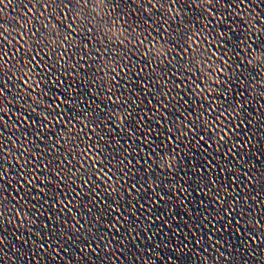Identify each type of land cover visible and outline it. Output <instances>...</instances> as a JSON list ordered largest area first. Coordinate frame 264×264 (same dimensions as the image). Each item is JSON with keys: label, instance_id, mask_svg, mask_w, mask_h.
Returning <instances> with one entry per match:
<instances>
[{"label": "snow or ice", "instance_id": "obj_1", "mask_svg": "<svg viewBox=\"0 0 264 264\" xmlns=\"http://www.w3.org/2000/svg\"><path fill=\"white\" fill-rule=\"evenodd\" d=\"M105 2L111 5L112 10L109 15L112 16L113 22H115L118 17L130 18L131 22H129V19L124 20L125 25H127L124 28V32L128 33V36H122L123 39L119 44L121 49L124 43L128 42L129 37L141 27V23L144 25V31L137 40L138 44L143 45L145 41H148L151 46L149 49L155 47L157 43L161 46L170 44L180 52H189L190 49L193 48L188 41H193L196 35L205 32V30L209 28L212 30H215L218 26L221 29L223 28L224 30L220 31L219 36L213 37V39L220 43L221 48V54L216 61L217 67L214 69L217 75L213 77L212 70L206 72H200L199 69L196 70V72L204 76L203 81L197 80L195 82V86L199 90V93L203 94L202 99L198 102V106L196 108L191 107V102L178 93L177 95L180 96V99L177 101L175 107L179 111L172 113L166 112L165 115L161 117V120L158 121V123H161L166 120L169 115L174 116L171 127L167 129L165 140L159 144L156 143V140H153L152 143L149 144V135L153 130L150 124L147 128L149 135L143 133V136H138L135 140H133L132 137L136 136V134L140 132L141 127L148 122L149 114L155 116L157 113L163 111L168 107V102L161 98L156 105L155 111L147 109L145 115H138L137 109H139V104L135 98L136 94L140 93L141 95L147 96L149 93L144 92L135 81L131 82V87L125 84V77L131 73V68L124 62V59H116V57L113 56V67L110 70L102 67L95 69L93 72L101 73L103 71L102 76L109 77L110 83H108L107 87V99L111 104V111L106 112L105 116L108 121H111V124L109 125L105 123L103 119H98L96 117L94 120L82 124L79 131L85 133V129L89 128V125H93L85 135L89 141H92L93 137L98 135V140L96 143H90L86 148L81 149L79 156L84 159L81 162H76L78 157L73 156L71 153L61 152L62 141L56 137L53 131L49 130L46 133L45 129H48L51 125L56 132L61 134L65 133V131L70 132L71 128L76 126L77 120L81 122L85 120V117L91 112L86 109L91 108V106L86 101L81 100L80 104L82 107L76 110H73V108H64L63 105L71 103L76 97L73 96L70 100L69 97L64 96L63 93L59 94V98H57L55 102H52V100L46 102L45 97L48 95L50 89L42 87L41 81L45 78L51 79L52 77L53 68L45 67L50 57L44 54L43 49L39 47L33 49L29 46L28 52H25V43L21 42L23 39L22 36L20 39L13 36L10 40L5 34L16 32L17 27L6 26L3 22L5 18L0 17V181L8 180L9 169L4 165L6 153L24 158L22 161L24 168H21L20 184L15 190V199H9V196L5 195V193L12 192L11 181L8 182L7 187H4L3 190L0 191V231L5 228L6 224L17 228L23 227L24 219L29 217V212H31L33 217V223H36V219L34 218L38 211L36 205L33 204L31 208H25V204L28 203L26 198L27 194L23 197L20 196V192L31 184L32 179L35 178L32 176V171L34 170L33 165L39 166L42 164L43 171L39 172V174L43 175L45 172L48 173V176H46V179L49 181L48 186H51L52 180H55L61 185L71 180V184L67 185L70 192L62 188L56 193L60 196H67V202L63 204V208L67 209L69 212L73 210L72 207L69 206L73 205V201L77 198L87 199V197H91L87 205H82L87 208L88 212H91V208L88 205L96 204V206H98L105 203V196L111 193L120 194L116 196V200H119L120 196L125 194L131 198L135 193L144 189V184L142 182L137 181L129 183L133 177H137L136 173L138 171H134V169L142 168L143 173L149 177L153 173L154 168H159L161 171L167 168V172L170 173L171 176L178 175L180 169L177 168L176 162L179 159H183L180 152L183 143L182 138H189V136L190 139H188V143L198 146L205 152L213 148H216L217 152H219L221 148H224L225 151L222 159L231 157V160L236 162L233 164L237 168V171L242 173L243 177H247L246 180H243L244 187H248L249 182L255 179L251 175L256 167L255 164H250L252 157H248V159L245 160V156H247L246 150L251 148L252 140L256 139L255 133L249 135L252 121L247 116L240 118L238 123L236 121L239 113L244 112L247 108L250 98H253L252 84L254 81L256 82V88L262 90L259 92L264 94V83H261V81H264V0H105ZM12 3L13 0H0V12H3L4 8L12 5ZM185 6L189 11H185ZM23 7L27 9L28 12L32 11L29 4H24ZM71 9V0H43V7L38 15L43 17L45 12L50 13V15L45 17L46 22L43 23L42 27H35V30L31 32V36L36 37V43L40 44L43 42L41 37L50 39L52 44H56L57 39H60L61 45H63L64 41H68V44L63 47V51L59 52L60 56L66 55L68 50L72 47L70 38L76 39V36L80 35V33L76 31V27H73L75 23L72 17L68 15ZM192 10H196L199 14L193 13ZM245 12H247V17L244 16ZM188 13H192V15H188ZM33 15H36V13H33ZM233 17L237 19H233ZM29 19H31V17H29ZM58 20L61 22L70 20L71 22L67 25H62L56 23ZM201 21H204V23L201 24ZM173 25H175V27H173ZM61 27H63L66 33L62 37L59 32L53 34L51 32L42 31V28L58 29ZM240 28L244 29L241 33L243 39L238 40L237 44H241L244 47L242 49H237L235 46H229L233 51V55L229 56L228 49L224 47V45L228 44V41L227 39L221 40V37H224L226 32H235ZM169 29L172 31L169 32ZM185 29H188V31H185ZM177 33H180V35L177 36ZM90 34L91 32L89 35ZM13 41H15V44L12 43ZM78 43L82 44L79 52H83V55L79 56V60L76 61L75 67L78 69H91L92 65L88 63L89 53L92 51L89 38L84 37L83 40L78 41ZM52 51H56V49L53 48ZM29 53H31V55H29ZM149 54L148 51L144 53V55ZM92 55L95 59L100 58L97 52H92ZM17 56H19L18 59ZM235 57H241V59H235ZM105 58L107 59L108 57L105 56ZM176 58L177 57H169V60ZM69 59H71V57H69ZM9 60H14L15 62L9 65ZM221 60L223 63H220ZM137 62L139 63V61ZM160 62L163 63V60L161 59ZM17 65L20 67L18 68ZM144 65L145 67L147 66L146 60L144 61ZM134 66L135 65H133V67ZM118 68L120 69L119 71L117 70ZM248 69H252L256 75L253 76L248 73ZM142 71L143 68H141L135 76L139 78L144 88H150L152 86L151 82H144V78L139 76V72ZM29 73L39 74L40 79L30 84L29 81L32 77ZM112 73H114V75ZM83 74L87 77L86 85L90 86L89 82L95 83V75H90L89 71H84ZM195 74L196 73H194V75ZM172 76L174 77L175 73H173ZM257 77H259V79H257ZM209 78H211V82H209ZM9 81L16 82L14 88L19 89L17 93L13 94L11 88L8 86ZM53 83L59 88L61 85L65 84L66 81L58 76ZM165 83H167V80H165ZM104 84L105 80L101 79L100 88H103L102 85ZM84 86L85 85H81V87ZM179 86L178 83L174 84V87ZM69 87H71V85ZM38 88L40 89L39 93H37ZM120 89H123V91ZM249 89L251 91H248V98H246L245 92ZM172 90V88H169L165 91L163 86L157 87V92L162 97ZM8 93H11L13 96H18L19 98H22L21 93H25L28 100L32 101V103H27L30 111L21 112L20 120L14 119L11 115L13 112L11 108L13 100L8 98ZM126 93H131V96L126 95ZM122 97L124 98L122 99ZM89 99H91V96H89ZM42 102L45 103V107L40 109L41 115L35 117L33 114L37 112V106ZM92 102L95 103V100H92ZM148 103H152V101L149 100ZM185 105L188 107H184ZM261 108H264V105H262ZM65 113H68V115H65ZM181 113H183V115ZM5 117H7V120ZM189 117L193 119H189ZM13 120H15V123H12ZM177 122H179V127H177ZM101 124H104V128H101ZM130 124L132 126H130ZM7 125H10L13 131L5 136ZM21 130L23 140L20 139ZM115 130L126 133L131 143L126 141L124 144H121V142L118 141V148L108 143L110 140L104 133L110 132L115 134ZM34 131L35 142L34 146H32V152L30 155L25 156L26 153H29L30 149L23 147V145L28 140L29 136L33 135ZM241 136L244 138L241 139ZM77 138L80 139L78 134ZM49 140L52 141L51 144L45 143ZM37 141H39V143H37ZM100 141H104V143H100ZM257 142L259 141L257 140ZM229 143H231V146L226 147ZM11 145H18L23 148V151H16ZM135 145H140V147H135ZM9 146L11 150H9ZM145 146H147V150ZM36 148L41 149V151L36 152ZM53 150L57 152L58 156L52 155ZM75 150L76 147L74 146L72 151L75 152ZM105 150H109L107 156L104 155ZM121 150L123 151V156L117 159ZM140 153H145L143 165L140 159H135L136 156H141ZM46 155L47 159H45ZM69 157H71V159H69ZM237 161H243V164L237 163ZM246 162L250 165L247 170L244 168ZM19 163L20 162H18L17 165L18 167ZM209 163L213 168L219 170L218 174H215V178H213V176L209 174L210 169H200L197 173V180L204 181V184L201 186L197 183L196 188L203 193V197L208 198V201H211L212 205H215L220 209V212L224 213L223 216H220L221 220H227L229 225H235L237 233L244 231L239 226L241 222L248 217L251 205L245 204V201L250 199V197L240 192L241 185L238 181H241L242 177L235 172H230V178L225 183L220 184L218 181L223 178L222 174L228 171V161H225L224 167H221L214 161H210ZM137 165L139 167H136ZM25 168L27 169L26 171L24 170ZM89 168L95 169L91 175L87 174ZM77 172H79V176L76 175ZM85 176H87L86 179H84ZM171 176L165 177V179H169ZM185 176L190 175L185 173ZM24 177H28V179H24ZM77 180H80L81 183L73 187V185H76ZM149 181L152 182L151 184L147 183V188L151 189V193L148 195L150 200L152 199V193H155V200L153 203H159L166 199L172 201L173 197H175L176 201L182 203L186 195H192V192L188 191V187L190 186L188 180L179 178L176 180V184H170V189L172 191L171 196L162 195L157 191L160 185L156 184L154 180L150 179ZM138 183L139 187L137 186ZM164 187L169 188V185H164ZM109 189L111 193H109ZM42 190L43 189H41V191ZM233 190L236 193L235 196L231 195ZM253 190L255 189L253 188L252 191ZM193 191H195V189ZM42 199L45 204L49 202L48 198ZM139 199L140 198L137 197L136 201L138 202ZM6 201L11 202V207H9V203H6ZM113 203H115V200ZM129 203L133 206L136 204H133L131 199ZM200 204L205 205L203 209L204 212L207 213L208 204H206V201L201 199ZM260 204L264 205V199L260 201ZM42 206L43 205H41V207ZM73 207H75V205H73ZM25 209L28 210L25 211ZM34 209L36 210L35 212L33 211ZM109 211H115L112 204H109ZM149 211L150 209L147 207V204L140 203L137 209V213L139 212L140 215L138 216L137 213H133V216L136 217V222L127 226V235H129L132 240L138 241L141 237L142 232L136 229V224H138L141 217L144 218ZM217 215L219 216V212ZM160 218V216H156L153 219V223ZM97 219L99 220L100 217ZM125 219H128V217L121 212L115 220L112 221L110 225L111 231L107 229V232L100 234L99 237L95 235L92 236L93 242L97 239L103 242V251L105 253H109V246H113L112 241L116 239L114 236L109 238V233H120L118 222ZM212 219L213 218L206 214L203 217V225H196V227H211L215 230L216 222L209 224V221ZM18 221L19 223H17ZM262 221H264V213H260L255 220L249 219V224L256 225L257 230L254 232L251 227H249L248 229L251 230L247 229L245 231L242 241L243 244H247L250 248L264 244V240H261V236H264V233L260 232V229L264 228V223H262ZM44 227L47 228L48 225L45 224ZM84 227L85 224L80 223V220H76L72 224V229H76V231ZM151 228L152 224H149L145 230L149 232V234L145 236L148 240H151L157 235V232L150 231ZM221 228L223 229V225H221ZM133 233H135V235H133ZM13 235L17 241H22L24 247L32 240L31 235H28V240H22L23 235H15V233H13ZM160 235L162 236L163 233L160 232ZM68 239L71 238L68 237ZM76 239H80V237L77 236ZM212 239V233H207V235L201 236L199 240L194 239L192 243L193 245H199L201 240L207 242ZM236 239H239L238 235ZM119 242L123 247L128 246L124 244L123 237L119 239ZM6 243V238L0 236V264H4L5 262V255L2 249ZM164 244L165 243L162 241V243L154 246L158 248ZM207 245V247L202 248L203 253H208L209 249H212L217 253L219 264L221 261H227V255L224 251L220 250L222 247L219 239H216L214 244L209 245L207 243ZM100 247V243H96L95 248H93L92 243H88L85 247L81 248L80 251L86 252L90 249L93 254L99 255L98 250ZM39 248L53 249L54 247L51 243L41 242L39 243ZM181 248L187 249L188 243H183L182 246L174 245L172 251L179 252ZM13 250L19 251V249L16 248H13L12 251ZM233 250L234 247L230 248L229 252ZM64 251L67 252V249H64ZM112 254L114 255L115 253L112 252ZM250 254H253V252H250ZM34 257L35 252H33L31 258ZM7 258L8 260H12L11 256ZM208 259L209 257L205 256L201 264H204ZM167 260H172V257H168ZM143 264H148V261H143Z\"/></svg>", "mask_w": 264, "mask_h": 264}, {"label": "clouds", "instance_id": "obj_2", "mask_svg": "<svg viewBox=\"0 0 264 264\" xmlns=\"http://www.w3.org/2000/svg\"><path fill=\"white\" fill-rule=\"evenodd\" d=\"M82 2L85 4L86 7H91L92 12L96 13L97 16H102L103 13L107 10V5L105 4V0H92L91 5L88 3V0H82ZM116 23H117V20L115 22H113L114 26ZM102 27H103L104 32L112 31V33H113V28L110 30L107 26H102ZM124 33H125L124 30H122V31H120V34L116 37L117 38H119L120 36L127 37L128 35H125ZM113 35H115V34L113 33ZM136 39L138 40L139 36H136ZM130 42L134 43L135 41H130ZM153 48L156 49L154 55L157 58L166 55V52L164 51V46L160 45V47H158V48L156 46ZM153 48H151V49L148 48V52L150 54L153 53Z\"/></svg>", "mask_w": 264, "mask_h": 264}]
</instances>
